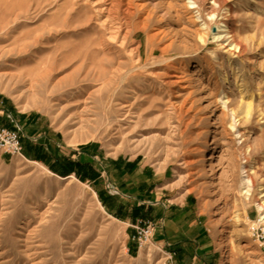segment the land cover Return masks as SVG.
<instances>
[{
	"label": "rangeland",
	"instance_id": "rangeland-1",
	"mask_svg": "<svg viewBox=\"0 0 264 264\" xmlns=\"http://www.w3.org/2000/svg\"><path fill=\"white\" fill-rule=\"evenodd\" d=\"M89 3L0 0V125L26 151L0 156V264H264V0H131L124 39ZM113 186L183 200L204 239L139 249Z\"/></svg>",
	"mask_w": 264,
	"mask_h": 264
},
{
	"label": "crops",
	"instance_id": "crops-1",
	"mask_svg": "<svg viewBox=\"0 0 264 264\" xmlns=\"http://www.w3.org/2000/svg\"><path fill=\"white\" fill-rule=\"evenodd\" d=\"M8 123L10 122L5 121V124L0 126L13 130L15 126L12 124L9 125ZM23 151L26 152L24 147L22 148V157L25 158L23 155ZM55 160H57L56 162L58 164L60 163V159H58L57 157L53 158L54 162ZM82 164L83 163L81 161H78V164H73V171L75 172L72 175H75L77 169L81 170V168L83 167ZM50 168L59 175H66V173H68L66 172V169L64 167ZM78 172L79 171L77 170V173ZM113 189L119 192V189L114 186ZM119 197L120 199H115L117 207L122 209L130 208V212L131 209L135 207V212L137 213L136 218H142L139 222H143V220H147L150 223L152 222V224L154 225V231L151 238V243H154L156 246L157 244H159L162 248L165 249H170L172 247L179 248L184 245L183 243L186 241L200 244V242L204 239L203 228L197 223L196 215H194L190 210H187L183 200L173 203V205L171 203V205L167 206L162 201H160V197L159 195H157L155 198L152 197L150 198V200L142 202L140 201L132 207H127L129 202L128 197L122 195L121 193ZM129 221L133 223V219ZM175 250H172V252ZM188 264L196 263L193 261Z\"/></svg>",
	"mask_w": 264,
	"mask_h": 264
},
{
	"label": "built area",
	"instance_id": "built-area-1",
	"mask_svg": "<svg viewBox=\"0 0 264 264\" xmlns=\"http://www.w3.org/2000/svg\"><path fill=\"white\" fill-rule=\"evenodd\" d=\"M2 155L22 157V144L18 130H10L0 126V156ZM141 223L142 221L135 227L136 236L134 237L139 249L150 243L153 235V225L145 222L140 226ZM250 229L253 236H256L258 241L262 243L264 255V227L259 222Z\"/></svg>",
	"mask_w": 264,
	"mask_h": 264
},
{
	"label": "bare ground",
	"instance_id": "bare-ground-1",
	"mask_svg": "<svg viewBox=\"0 0 264 264\" xmlns=\"http://www.w3.org/2000/svg\"><path fill=\"white\" fill-rule=\"evenodd\" d=\"M88 3L91 2L92 0H86ZM100 3H104V2H107V4H105V7H101L102 10L98 9L99 12H102V11H106V18L101 22V24H105L106 22L107 23H110V20L113 21V17H114V14H116V17L115 19L118 20L117 22V27H116V31L118 30H123L122 33L123 34V37L122 39L126 38L130 31L128 30V18L132 15V11H131V5H130V2L131 0H99ZM90 4V3H89ZM104 6V5H103ZM97 14V13H96ZM97 18V17H96ZM99 22V20H98ZM109 25V24H108ZM113 25V24H112ZM116 25V24H115ZM115 27V26H114ZM113 27V28H114ZM106 28V27H105ZM112 29V28H111ZM130 29V28H129ZM114 30V29H112ZM136 30V29H135ZM136 32V31H135ZM118 34V33H117ZM117 35H115L114 33H109V36L108 38L109 39H115ZM119 37V36H118ZM118 40V39H117ZM242 44V43H241ZM139 47L135 48V50L133 51H139L138 50ZM240 48V45L239 44H236V43H232L231 47H230V50H234V49H238ZM105 51V50H104ZM139 57V55H138ZM139 60V59H138ZM137 63V61H135ZM134 63V62H133ZM140 64V63H138ZM135 66V65H134ZM137 66V65H136ZM179 80H173V81H169V84H176L178 83ZM244 113V118H247L249 117V114H250V104H247L246 105V108L245 110L243 111ZM40 165V164H39ZM42 168L46 169L45 167H43L42 165H40ZM47 170V169H46ZM48 171V170H47ZM49 172V171H48ZM50 173V172H49ZM244 180V179H243ZM245 183V187L247 189V191L249 190V186L251 184V181L250 179L246 178L244 180ZM247 191L245 193H247ZM95 196V194H94ZM261 197H264V195H261ZM264 200V199H263ZM257 208H258V211H261V212H264V201H262V203H259L257 205ZM262 214V213H261ZM261 219V218H260Z\"/></svg>",
	"mask_w": 264,
	"mask_h": 264
}]
</instances>
